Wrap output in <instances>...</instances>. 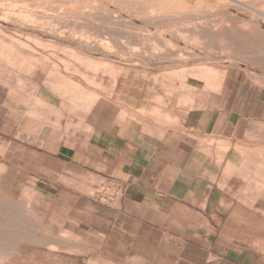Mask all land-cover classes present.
<instances>
[{"label": "crops", "instance_id": "1", "mask_svg": "<svg viewBox=\"0 0 264 264\" xmlns=\"http://www.w3.org/2000/svg\"><path fill=\"white\" fill-rule=\"evenodd\" d=\"M95 76L60 115L42 86L0 110L12 263L264 264V84L232 64Z\"/></svg>", "mask_w": 264, "mask_h": 264}, {"label": "rangeland", "instance_id": "2", "mask_svg": "<svg viewBox=\"0 0 264 264\" xmlns=\"http://www.w3.org/2000/svg\"><path fill=\"white\" fill-rule=\"evenodd\" d=\"M159 1L0 0V110L14 105L22 111V102L28 98L32 106L38 105L42 86L47 104L56 106L53 114L60 115L57 111L81 101L77 92L94 86L95 75L122 67L155 71L186 66L193 75L218 79L232 64L264 84V0ZM246 33L252 40L246 39ZM2 195L0 264H13L10 254L22 237L23 204L12 194Z\"/></svg>", "mask_w": 264, "mask_h": 264}, {"label": "bare ground", "instance_id": "3", "mask_svg": "<svg viewBox=\"0 0 264 264\" xmlns=\"http://www.w3.org/2000/svg\"><path fill=\"white\" fill-rule=\"evenodd\" d=\"M154 1H155V0H154ZM156 1H157V0H156ZM158 1H159V0H158ZM160 1H161V0H160ZM160 1H159V2H160ZM174 1H175V0H174ZM177 1L179 2L180 0H177ZM241 1H242V0H241ZM251 1H252V0H251ZM259 1H261V0H259ZM27 2H28V1H27ZM159 2H158V3H159ZM162 2H163V1H162ZM162 2H160V3L162 4ZM167 2H168V3H167L166 5H167V7H169L171 4H169V1H167ZM171 2H173V0L170 1V3H171ZM181 2H182V0H181ZM186 2H187V1H186ZM239 2H240V1H239ZM239 2H238V3H239ZM242 2H244V1H242ZM247 2H248V1H247ZM249 2H250V1H249ZM252 2H253V1H252ZM17 3H18V2H17ZM24 3H25V2H24ZM24 3H22V4H24ZM86 3H87V2H86ZM160 3H159V4H160ZM179 3H180V2H179ZM184 3H185V2H184ZM199 3H201V1H200ZM245 3H246V2H245ZM75 4H76V3H75ZM148 4H149V3H148ZM161 4H160V5H161ZM172 4L174 5V3H172ZM175 4H176V6L178 5L177 3H175ZM257 4H258V3H257ZM260 4H261V3H259V5H260ZM173 5H172V6H173ZM184 5H185V4H184ZM184 5L182 4V10H183V8H185ZM263 5H264V3H263ZM164 6H165V5H164ZM176 6H174V7H172V8H175ZM180 6H181V5H180ZM187 6H188V5H187ZM24 7H25V5H24ZM151 7H152V6H151ZM153 7H154V6H153ZM263 7H264V6H263ZM158 8H159V7H158ZM158 8H155V10H156V11L159 10ZM161 8H162V5H161ZM163 8H164V7H163ZM163 8H162V9H163ZM165 8H166V7H165ZM170 8H171V6H170ZM178 8H179V5H178ZM178 8L176 7L177 10H178ZM150 9H151V8H150ZM179 9H181V8H179ZM88 10H89V9H88ZM169 10H170V9H168V11H169ZM173 10H174V9H172L171 11H173ZM177 10H176V11H177ZM150 11H151V10H150ZM20 12H21V11H20ZM23 12H26V11H23ZM31 12H33V11H31ZM158 12H160V11H158ZM166 12H167V11H166ZM169 12H170V11H169ZM26 13H27V12H26ZM33 13H34V12H33ZM33 13H32V14H33ZM160 13H161V12H160ZM14 14H15V13H14ZM21 14H22V13H21ZM23 14H24V13H23ZM30 14H31V13H30ZM30 14H29V15H30ZM35 14H36V13H35ZM35 14H34V15H35ZM17 15H19V14L17 13ZM27 15H28V13H27ZM27 15H26V17H28ZM34 15H33V16H34ZM31 16H32V15H31ZM31 16H30V17H31ZM22 17H23V16H22ZM26 17H25V18H26ZM35 17H36V16H35ZM32 18H33V17H32ZM36 18H37V17H36ZM30 19H31V18H30ZM33 20H34V19H32V22H33ZM36 20H37V19H36ZM34 21H35V20H34ZM223 21H224V20H223ZM36 22H38V21H35V23H36ZM48 22H50V21H48ZM48 22H47V23H48ZM28 23H30V22H28ZM35 23H34L33 25H35ZM39 23H40V22H39ZM156 23H157V22H156ZM51 24H52V23H51ZM181 24H182V23H181ZM223 24H224V23H223ZM26 25H28V24H26ZM30 25H31V23H30ZM30 25H29V26H30ZM221 26H222V25H221ZM31 27H32V26H31ZM33 27H34V26H33ZM33 27H32V28H33ZM36 27H37V26H36ZM38 27H40V26H38ZM34 28H35V27H34ZM194 28H195V27H194ZM218 28H219V27H218ZM221 28H222V27H221ZM234 28H235V26H234ZM243 28H244V27H243ZM38 29H39V28H38ZM49 29H50V28H49ZM174 29H175V28H174ZM192 29H193V28H192ZM219 29H220V28H219ZM224 29H226V28H224ZM224 29H223V30H224ZM44 30H45V29H43V31H44ZM84 30H85V29H84ZM211 30H212V29H211ZM229 30H230V29H229ZM236 30H237V32H238L239 29L237 28ZM245 30H246V29H245ZM245 30H244V31H245ZM41 31H42V30H41ZM41 31H40V32H41ZM48 31H49V30H48ZM48 31H47V32H48ZM79 31H80V30H79ZM213 31H214V28H213ZM216 31H217V30H216ZM226 31H228V30H226ZM232 31H233V30H232ZM232 31H231V32H232ZM244 31H243V32H244ZM50 32H51V29H50L49 33H50ZM56 32H57V31H56ZM56 32L53 31V34L56 33ZM188 32H189V31H188ZM217 32L219 33V31H217ZM229 32H230V31H229ZM237 32H235L234 35L237 34ZM84 33H86V32H84ZM212 33H213V32H212ZM220 33H221V29H220ZM220 33H219V34H220ZM223 33H224V32H223ZM240 33H242V32H240ZM50 34H52V33H50ZM231 34H232V33H231ZM231 34H230V36H231ZM246 34H247V33H246ZM87 35H88V34H87ZM192 35H194V34H192ZM192 35H191V36H192ZM224 35H225V34H224ZM237 35H239V34H237ZM247 35H248V34H247ZM53 36H54V35H53ZM56 36H58V35H56ZM59 36H60V35H59ZM62 36H63V35H62ZM62 36H60V37H62ZM83 36H84V35H83ZM191 36H190V37H191ZM240 36H241V35H240ZM249 36H250V34L247 36L246 39H248ZM85 37H86V35H85ZM227 37H228V36H227ZM251 37H252V36H251ZM58 38H59V37H58ZM86 38H87V37H86ZM193 38H194V37H193ZM214 38H215V37H214ZM217 38H218V37H217ZM242 38H243V37H242ZM244 38H245V37H244ZM244 38H243L242 41H244V40L246 41V39H244ZM249 38H250V37H249ZM254 38H255V37H254ZM100 39H101V38H100ZM108 39H109V38H108ZM194 39H195V38H194ZM219 39L222 40V41L224 42L223 39H221V38H219ZM235 39H236V38H235ZM237 39H238V38H237ZM240 39H241V38H240ZM250 39H251V38H250ZM191 40H193V39H191ZM220 40H219V41H220ZM233 40H234V39H233ZM251 40H252V39H251ZM72 41H73V40H72ZM102 41H103V40H102ZM160 41H161V40H160ZM219 41H218V42H219ZM225 41H226V40H225ZM234 41H235V40H234ZM245 41H244V42H245ZM104 42H105V41H104ZM227 42H228V41H227ZM227 42H226V44H227ZM244 42H243V43H244ZM247 42H248V41H247ZM85 43H86V42H85ZM102 43H103V42H102ZM248 43H249V42H248ZM98 44H99V43H98ZM226 44H225V45H226ZM101 45H102V44H101ZM220 45H221V44H220ZM220 45H219V46H220ZM93 46H94V45H93ZM97 46H98V45H97ZM108 46H109V45H108ZM222 46H224V44H223ZM101 47H102V46H101ZM1 48H2V46H1ZM10 48H11V47H10ZM10 48H9V49H10ZM98 48H100V47H98ZM219 48H220V47H219ZM230 48H231V47H230ZM3 49H4V48H3ZM3 49H2V51H3ZM12 49H14V48H12ZM12 49H11V50H12ZM101 50H102V49H101ZM4 51H6V50H4ZM9 51H10V50H9ZM12 51H13V50H12ZM17 51H18V50H17ZM0 52H1V51H0ZM15 52H16V50H15ZM158 54H159V53H158ZM10 55H11V54H10ZM14 56H15V55H14ZM16 56H17V55H16ZM18 56H20V55L18 54ZM18 56H17V57H18ZM21 56H22V55H21ZM24 56H25V55H24ZM24 56H23V57H24ZM12 57H13V56H12ZM13 58H14V57H13ZM15 58H16V57H15ZM15 58H14V59H15ZM14 59H13V60H14ZM25 59H26V57H25ZM34 60H36V59H34ZM34 60L32 59V61H34ZM37 60H38V58H37ZM37 60H36V61H37ZM40 60H41V58H40ZM43 60H44V59H43ZM28 61H29V59H28ZM28 61H27V62H28ZM30 61H31V60H30ZM32 61H31V62H32ZM11 62H13L12 59H11ZM21 62L23 63L24 60L21 61ZM31 62H30V63H31ZM15 63H16V62H15ZM19 63H20V62H19ZM22 63H21V65H22ZM36 63H37V62H36ZM16 64H17V63H16ZM32 64H33V63H32ZM38 64H39V62H38ZM21 65H19V66H21ZM27 65H28V64H27ZM34 65H36L35 62H34ZM39 65H40V64H39ZM24 66H25V65H24ZM32 66H33V65H32ZM37 66H38V65H37ZM90 66H91V65H90ZM17 67H18V66H17ZM22 67H23V65H22ZM22 67H21V68H22ZM27 67H28V66H27ZM34 67H35V66H34ZM104 67H105V65H104ZM30 68H31V66H30ZM92 68H93V67H92ZM27 70H28V69H27ZM27 70H26V71H27ZM32 70H34V69H32ZM32 70H31V71H32ZM23 71H25V70H23ZM29 71H30V70H29ZM31 73H32V72H31ZM50 73H51V72H49V74H50ZM49 74H48V75H49ZM221 75H222V74H221ZM47 77H48V76H47ZM63 88H64V87H63ZM66 88H67V87H66ZM66 88H64V89H66ZM66 90H67V89H66ZM70 90H71V89H70ZM70 90H68V91H70ZM63 91H64V90H63ZM73 91H74V90L70 91V92H71L70 95H71L72 93H74ZM75 91H77V90H75ZM65 92H66V91H65ZM66 93H67V92H66ZM77 93H78V92H77ZM68 94H69V92H68ZM78 94H79V93H78ZM82 95H83V94H82ZM86 98H87V97H86ZM92 98H93V97H92ZM87 99H88V98H87Z\"/></svg>", "mask_w": 264, "mask_h": 264}, {"label": "built area", "instance_id": "4", "mask_svg": "<svg viewBox=\"0 0 264 264\" xmlns=\"http://www.w3.org/2000/svg\"><path fill=\"white\" fill-rule=\"evenodd\" d=\"M102 193V190L100 189H98L97 191H96V194H97V196H99V194H101ZM111 199V197L110 196H104V197H101V200L102 201H104V202H108L109 200Z\"/></svg>", "mask_w": 264, "mask_h": 264}]
</instances>
